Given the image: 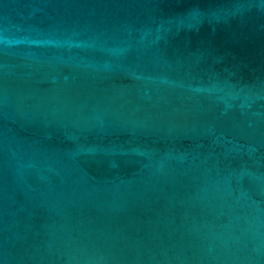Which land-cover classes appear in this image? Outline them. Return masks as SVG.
I'll return each instance as SVG.
<instances>
[{
    "label": "water",
    "instance_id": "95a60500",
    "mask_svg": "<svg viewBox=\"0 0 264 264\" xmlns=\"http://www.w3.org/2000/svg\"><path fill=\"white\" fill-rule=\"evenodd\" d=\"M0 264H264V0H0Z\"/></svg>",
    "mask_w": 264,
    "mask_h": 264
}]
</instances>
